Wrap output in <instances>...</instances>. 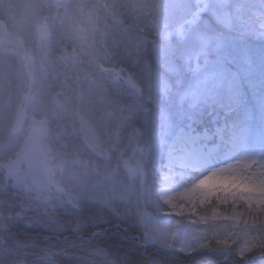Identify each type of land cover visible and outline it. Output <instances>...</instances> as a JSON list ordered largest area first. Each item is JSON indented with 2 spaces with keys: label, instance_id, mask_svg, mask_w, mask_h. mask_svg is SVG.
Instances as JSON below:
<instances>
[{
  "label": "rangeland",
  "instance_id": "obj_1",
  "mask_svg": "<svg viewBox=\"0 0 264 264\" xmlns=\"http://www.w3.org/2000/svg\"><path fill=\"white\" fill-rule=\"evenodd\" d=\"M240 16L232 0H0V223L22 224L19 234L30 238L0 228V264H120L93 241L99 233L75 237L74 252L52 248L57 234L77 229L54 212L84 202L137 217L136 260L159 256L147 247L172 251L179 246L145 227L154 196L171 201L167 207L175 205L187 224L182 253H199L212 240L243 255L260 246L264 155L247 156L264 145V101L244 89L258 61L239 46L255 28L249 46L264 44V27H244ZM205 61L238 92L223 137L216 127L225 110L209 115L187 87L189 67ZM260 63L264 76V57ZM235 110L243 115L230 120ZM20 112L26 126L12 135ZM178 127L207 136L199 153H169ZM28 228L51 233L42 237L50 245L25 235Z\"/></svg>",
  "mask_w": 264,
  "mask_h": 264
},
{
  "label": "trees",
  "instance_id": "obj_2",
  "mask_svg": "<svg viewBox=\"0 0 264 264\" xmlns=\"http://www.w3.org/2000/svg\"><path fill=\"white\" fill-rule=\"evenodd\" d=\"M233 6H236L237 10H239L242 18V23H245L243 26H254L259 25V27H264V0H232ZM240 16V17H241ZM244 19V20H242ZM211 20V19H210ZM251 23V24H250ZM242 26V25H240ZM243 28V27H242ZM256 29V28H255ZM254 29V31L251 32V34H248L246 36V43H241L242 45L239 46L241 48V55H250L251 61H258V65L250 68L246 75L249 73L254 74V79L252 81H246L245 84V90H247L248 94H253V91L250 89H254L255 93L253 94L257 96L258 99H263L264 101V76L259 75L260 74V62L263 60L264 57V51L263 47L264 44H260L259 41H257V45L249 46L250 40H253L252 36L256 34L257 31ZM244 33V32H242ZM260 33V32H259ZM246 45V46H245ZM255 56V57H254ZM253 58V60H252ZM245 110V109H244ZM238 110H235V112L232 113L230 117H235L236 114H238ZM240 116L243 114L239 113ZM253 146L251 139L247 142V149H250L248 147ZM260 149V150H258ZM250 153L247 156H254L256 158H259L261 155H264V145L261 143V146L259 147H253L252 149L248 150ZM5 177L2 173H0V186L5 183ZM6 193L10 192V189L5 188ZM56 215V218L60 221H64V224L71 227V228H77L75 231L72 229L69 231H65L64 233L57 234L56 237L52 238L51 240L54 243H57V246L55 245V250L59 252H64L66 250L67 252H74V249H72L71 245H76L78 241H76L75 237H85L88 238L96 233H99L103 236H95L94 242H96L98 245H101L102 248H104L115 260H118L120 264H148L149 261H154L158 264H197L198 261H202L203 264H209V261L212 259H216L217 264H221L219 257H215L210 253H194V254H185L181 251H167V250H161L158 247H153L152 249L150 247H147L149 250L155 251L159 256H151L148 255V258H141L139 260H136L133 256H141L139 253H141V248L137 245L136 236L133 235V223L128 222V220L123 219V217H119L118 214L113 212L112 210L108 209L107 207L99 204L84 202L81 203L78 208L76 209H58L54 212ZM3 223V224H2ZM0 223V228L2 230L1 234L5 235L6 233L10 234H17L20 238H25L30 240L28 237H22L19 233H22L17 228L22 227V224H18L17 228L13 227L9 220L3 221ZM119 227V228H117ZM106 230V232H105ZM25 235H32V236H41L40 243L45 244V246H49L50 243H47V241H43L42 237H46V235H52L51 233H43L41 232H33L31 229L26 230ZM68 235H70L69 240H64ZM58 236V238H57ZM8 238V237H7ZM18 238H16L17 240ZM59 239V240H57ZM59 243V244H58ZM51 247V246H50ZM58 248V249H56ZM46 250V249H45ZM192 255V256H191ZM147 259V260H146ZM35 260V259H34ZM234 261V260H232ZM36 261L32 262L33 264ZM223 264H243L242 262H227L223 261Z\"/></svg>",
  "mask_w": 264,
  "mask_h": 264
},
{
  "label": "snow or ice",
  "instance_id": "obj_3",
  "mask_svg": "<svg viewBox=\"0 0 264 264\" xmlns=\"http://www.w3.org/2000/svg\"><path fill=\"white\" fill-rule=\"evenodd\" d=\"M236 21L242 23L239 17H236ZM189 71L193 72V76L187 87L189 90H193V104L195 105L198 99L203 97L209 115L216 113L217 109L225 110L223 124L218 123L216 127V135L223 137L229 127L226 117L239 104L238 92L234 83L224 76V74L210 69L207 61L204 62L203 66L197 65L195 70L189 67ZM178 85L181 89L185 87L183 80H179ZM160 100H157V103ZM206 139L207 136L198 134L195 128L178 127V130L170 138L167 147L170 154H175L177 157H187L199 153L203 149ZM169 203L171 201H166L162 207H159L158 210L150 214L147 217L145 227L153 235L174 242L179 247L171 250L178 251L183 247V240L188 227L181 215L173 210L176 207L175 205H173V209L167 207ZM241 207L246 208L247 205L243 204ZM241 221H243V218H241ZM231 226V223H229V228ZM257 243L260 246L249 248L247 255L238 254L235 248L223 250L216 246L215 240L211 241L209 247L198 249V251L210 253L221 260L227 258L228 260L243 262V264H256L257 257L260 261L264 262V240ZM197 264H203V262L198 261ZM209 264H217L216 259L210 260Z\"/></svg>",
  "mask_w": 264,
  "mask_h": 264
},
{
  "label": "water",
  "instance_id": "obj_4",
  "mask_svg": "<svg viewBox=\"0 0 264 264\" xmlns=\"http://www.w3.org/2000/svg\"><path fill=\"white\" fill-rule=\"evenodd\" d=\"M50 2H56V1H59V0H48ZM25 114L23 112H20L18 114V116L16 117V120H15V124H14V128L12 130V134L13 135H18L21 133V131L23 130V128L25 127Z\"/></svg>",
  "mask_w": 264,
  "mask_h": 264
},
{
  "label": "clouds",
  "instance_id": "obj_5",
  "mask_svg": "<svg viewBox=\"0 0 264 264\" xmlns=\"http://www.w3.org/2000/svg\"><path fill=\"white\" fill-rule=\"evenodd\" d=\"M149 202L153 204L155 210H158L159 207H162L163 206L160 203L158 197H155V196ZM123 219L128 220V222H130V223H134V224L137 223V217L135 215L131 214V213L125 215L123 217Z\"/></svg>",
  "mask_w": 264,
  "mask_h": 264
},
{
  "label": "bare ground",
  "instance_id": "obj_6",
  "mask_svg": "<svg viewBox=\"0 0 264 264\" xmlns=\"http://www.w3.org/2000/svg\"><path fill=\"white\" fill-rule=\"evenodd\" d=\"M171 178H165L164 180L166 181V183H162L161 187H162V191L165 193L168 191V189L170 188L171 184L169 183Z\"/></svg>",
  "mask_w": 264,
  "mask_h": 264
}]
</instances>
